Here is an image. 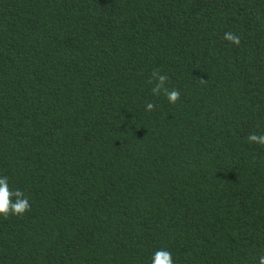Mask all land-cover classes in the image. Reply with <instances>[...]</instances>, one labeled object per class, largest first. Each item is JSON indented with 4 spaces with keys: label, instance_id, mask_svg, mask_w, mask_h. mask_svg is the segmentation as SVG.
<instances>
[{
    "label": "trees",
    "instance_id": "trees-1",
    "mask_svg": "<svg viewBox=\"0 0 264 264\" xmlns=\"http://www.w3.org/2000/svg\"><path fill=\"white\" fill-rule=\"evenodd\" d=\"M252 133L264 0H0V264H259Z\"/></svg>",
    "mask_w": 264,
    "mask_h": 264
},
{
    "label": "clouds",
    "instance_id": "clouds-1",
    "mask_svg": "<svg viewBox=\"0 0 264 264\" xmlns=\"http://www.w3.org/2000/svg\"><path fill=\"white\" fill-rule=\"evenodd\" d=\"M224 39L239 45L240 37L233 34L232 32L225 33ZM168 76L161 74L158 70H154L149 83L158 80L155 84L152 92L155 95H159L161 91L164 92L170 103H175L180 98V91L178 89L169 90L165 87L168 81ZM203 82V81H202ZM154 109L152 103L147 104V110L151 111ZM249 142H255L264 145V134L252 133L248 136ZM15 197V202H13ZM26 211H30V204L27 198H24L23 193L20 190L11 191L7 183V177L0 178V215L7 218L11 215H23ZM152 264H173L171 253L165 250H158L154 253ZM259 264H264V255L259 257Z\"/></svg>",
    "mask_w": 264,
    "mask_h": 264
}]
</instances>
